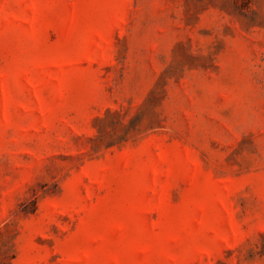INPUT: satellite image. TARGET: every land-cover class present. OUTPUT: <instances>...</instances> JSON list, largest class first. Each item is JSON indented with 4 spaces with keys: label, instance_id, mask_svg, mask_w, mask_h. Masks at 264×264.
Segmentation results:
<instances>
[{
    "label": "rangeland",
    "instance_id": "374dc122",
    "mask_svg": "<svg viewBox=\"0 0 264 264\" xmlns=\"http://www.w3.org/2000/svg\"><path fill=\"white\" fill-rule=\"evenodd\" d=\"M0 264H264V0H0Z\"/></svg>",
    "mask_w": 264,
    "mask_h": 264
}]
</instances>
